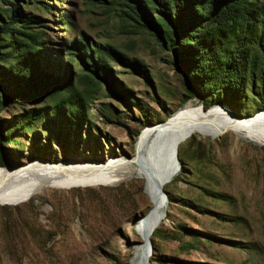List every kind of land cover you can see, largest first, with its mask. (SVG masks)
<instances>
[{
    "label": "rangeland",
    "instance_id": "rangeland-1",
    "mask_svg": "<svg viewBox=\"0 0 264 264\" xmlns=\"http://www.w3.org/2000/svg\"><path fill=\"white\" fill-rule=\"evenodd\" d=\"M17 6L37 17L30 26L39 33L43 70L68 75L70 86L33 98L0 74V163L8 162L0 167L33 160L104 165L130 157L140 130L186 103L220 104L247 118L264 110V61L257 50L237 68L233 51L220 53L195 77L193 63L180 68L171 42L159 40L117 0H0V27L5 11ZM153 17L161 20L156 12ZM9 40L0 34L1 70L15 61ZM84 46L94 58L106 46L118 53L111 51L107 73L87 85L78 82ZM74 89L86 108L79 117L56 109ZM217 98L231 101L237 113ZM179 145V171L162 191L165 218L150 238L149 264H264V145L231 130L216 137L196 132ZM151 208L143 180L128 175L0 204V264H131L140 243L137 219Z\"/></svg>",
    "mask_w": 264,
    "mask_h": 264
},
{
    "label": "trees",
    "instance_id": "trees-1",
    "mask_svg": "<svg viewBox=\"0 0 264 264\" xmlns=\"http://www.w3.org/2000/svg\"><path fill=\"white\" fill-rule=\"evenodd\" d=\"M117 1L141 18L159 40L171 42L176 64L180 68H188L189 63H193L195 68L190 70L195 77H201L204 64L215 65V61L220 60V53L226 51H233L231 59L237 65L236 68L252 50H257L264 61V3H259L258 0ZM8 11L4 13L8 17L0 27V34L10 35L8 44L16 55L14 64L3 67L2 70L0 67V74L8 75L17 83L18 90L31 97L68 92V75L60 76L43 70L41 66L39 33L30 26L37 17L23 15L18 6ZM154 12L160 15V21L153 17ZM16 23L20 24V29L13 27ZM2 46L0 43V49ZM111 51L118 56L117 52L106 46L104 50H98L94 58L93 54L87 55L84 46L80 56L85 73L78 77V82L87 85L107 73L109 68L106 57L113 56ZM5 57V53L0 52V61ZM195 82L203 89L202 81ZM215 101L237 113L231 101L218 98ZM56 109L65 115L73 116V111L79 112L78 117L85 114L81 91L74 89L59 102ZM7 164L8 162L0 163L1 166Z\"/></svg>",
    "mask_w": 264,
    "mask_h": 264
},
{
    "label": "bare ground",
    "instance_id": "bare-ground-1",
    "mask_svg": "<svg viewBox=\"0 0 264 264\" xmlns=\"http://www.w3.org/2000/svg\"><path fill=\"white\" fill-rule=\"evenodd\" d=\"M229 130L238 137L264 145V110L247 118L236 116L220 104L205 109L186 103L161 123L140 130L130 157L114 158L104 165L95 161L49 164L44 160H33L23 166L0 167V204L14 205L46 189L109 184L125 175L142 179L152 208L147 217L137 219L140 243L134 250L131 264H149L150 238L165 218L162 191L179 171V144L196 132L216 137Z\"/></svg>",
    "mask_w": 264,
    "mask_h": 264
},
{
    "label": "water",
    "instance_id": "water-1",
    "mask_svg": "<svg viewBox=\"0 0 264 264\" xmlns=\"http://www.w3.org/2000/svg\"><path fill=\"white\" fill-rule=\"evenodd\" d=\"M149 246H150V248H151V244H150Z\"/></svg>",
    "mask_w": 264,
    "mask_h": 264
}]
</instances>
